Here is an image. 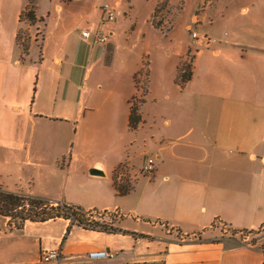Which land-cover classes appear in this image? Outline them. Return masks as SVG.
Instances as JSON below:
<instances>
[{
	"label": "crops",
	"instance_id": "0c3cea01",
	"mask_svg": "<svg viewBox=\"0 0 264 264\" xmlns=\"http://www.w3.org/2000/svg\"><path fill=\"white\" fill-rule=\"evenodd\" d=\"M30 4L0 0V189L123 217L119 232L106 233L62 218L18 228L0 216V264H41L54 249L60 264H264L263 249L218 233L219 223L264 226V0H202L194 19L211 39L204 45L177 38L176 22L166 34L155 29L150 2L146 21L170 52H157L146 34L140 51L118 46L114 22L104 26L109 63L99 72L87 68L88 53L73 38L100 26L98 6L38 0L31 24L21 20ZM22 29L30 34L26 51ZM189 46L192 78L181 86ZM144 60L142 122L131 130ZM97 78L109 87L93 95L86 85ZM149 159L155 171L141 176ZM121 167L135 179L125 196L114 182ZM102 251L114 256L86 258Z\"/></svg>",
	"mask_w": 264,
	"mask_h": 264
},
{
	"label": "rangeland",
	"instance_id": "374dc122",
	"mask_svg": "<svg viewBox=\"0 0 264 264\" xmlns=\"http://www.w3.org/2000/svg\"><path fill=\"white\" fill-rule=\"evenodd\" d=\"M38 0H30L29 9H32L35 3ZM63 2H72L74 0H62ZM84 2L90 4L91 6H98L101 8L105 4H113L116 5V2L119 3L117 6V16L116 19L108 24L116 23V27L114 28V32L116 36H118V46L124 47L126 49H132L135 51H140L144 45L140 43V38L142 35L146 34V42H149L154 49L166 55V53L170 52L168 48L170 47L169 41L160 34V32L154 30L151 26L148 25L146 19L149 14L148 12V3H153L155 6V11L151 16L150 22L155 29H159L162 33L166 34L169 30L172 29L174 23L176 22V30L177 32L176 37L180 39H188V42L192 39L191 38V31H197V27L195 25L196 19H194L199 6L202 3V0H84ZM182 9L184 11H182ZM83 21V20H82ZM83 23V22H82ZM106 24V25H108ZM39 30L41 31L38 36L43 33L44 24L43 20L39 23ZM189 25V28L186 29V26ZM76 27V24H73V28ZM106 27V26H105ZM104 27V33L108 36L109 33L107 32L106 28ZM72 28V29H73ZM86 29H94L90 28V26L86 27ZM75 30V29H74ZM83 31V30H82ZM79 31H74V46L75 45H83L85 51L88 53L87 59L84 60L85 65L87 68L95 67V71H101L100 69L107 63H109V59L107 56H102V45H96L93 49V45L89 43L88 40L83 39ZM163 34V35H164ZM29 32L27 29H22L19 32L18 40L23 46V51H26L27 46L29 45ZM81 36V39H79ZM111 37V36H110ZM99 48V50H98ZM93 49V50H92ZM167 49V50H166ZM24 54V53H23ZM194 54V49L189 46V50L187 51L185 57L181 62V67L184 65L191 66L192 58ZM108 55V53H107ZM124 52L122 53V56ZM24 57V55H23ZM152 58L148 60L151 62ZM153 60V59H152ZM116 62H121V55L118 52L116 56ZM160 62V60H159ZM144 69L142 70L140 77H137V88L142 94L140 93L137 100L135 101L136 104H139L140 98L143 96V93L146 89V76H147V61H143ZM100 79L97 78L95 81L88 82L86 86L89 87L90 93L93 95H100L104 92V90L108 89L109 84L105 83L100 85ZM102 86V87H101ZM176 96V95H175ZM178 97L172 98L176 100ZM153 101L148 103L149 111L154 109ZM141 176H146L145 174L141 173ZM115 177L119 185L123 186H132L135 183V179H133L130 175L128 170L125 167L119 168L116 172ZM113 220L112 227L115 228V224L119 219L115 217H111ZM110 218H107V221L111 223ZM18 224L17 221H15ZM110 228V227H108ZM116 229V228H115ZM218 233L220 235H224L229 237L233 240V238L237 239L238 242L248 245V246H255L259 249L264 250V229L259 231L256 235H234L230 228H227L225 225L219 223ZM193 239H197V236L192 237Z\"/></svg>",
	"mask_w": 264,
	"mask_h": 264
},
{
	"label": "trees",
	"instance_id": "16d2710c",
	"mask_svg": "<svg viewBox=\"0 0 264 264\" xmlns=\"http://www.w3.org/2000/svg\"><path fill=\"white\" fill-rule=\"evenodd\" d=\"M22 21H27L31 24L38 22L34 8L27 10L21 16ZM42 21V20H40ZM28 47V46H27ZM27 49V48H26ZM192 78V66H179L177 83L181 86L185 85ZM137 98H133L131 101V109L129 115V127L131 130H136L141 122L142 117L140 114V104H136ZM116 191L119 196L127 195L133 188L132 186L119 185L117 178L114 177ZM91 212H84L80 207L70 206L67 204H56L48 199L35 197L25 194L11 193L0 189V216L8 217L11 221H17V227L22 228L26 222L43 223L56 219L70 220L73 224H77L86 229L99 230L106 233H117L118 229L108 228L102 226L96 229L100 225L91 220L88 216ZM99 212V211H95ZM264 229V226L258 230H232L234 235H242L243 237L248 235H256L259 231Z\"/></svg>",
	"mask_w": 264,
	"mask_h": 264
},
{
	"label": "built area",
	"instance_id": "2783aa9c",
	"mask_svg": "<svg viewBox=\"0 0 264 264\" xmlns=\"http://www.w3.org/2000/svg\"><path fill=\"white\" fill-rule=\"evenodd\" d=\"M101 12V23L100 26L96 29H85L82 31V37L85 40H88L89 43L93 46L106 44L110 40V36L104 33V26L108 23L113 22L117 16V6L113 4H105L100 8ZM191 38L193 42L198 43L199 45L210 44L211 39L206 36H200L198 32L191 31ZM110 35V34H109ZM155 159H149L146 165L143 167L142 173L146 176H151L155 171ZM88 216H90L91 220L95 223H98L100 226L96 229H99L102 226L112 227L113 220L111 217H117L121 219L123 216L118 211H106V212H91ZM107 218H110L109 223ZM113 228V227H112ZM99 231V230H98ZM114 255L107 251L90 253L87 255V259L89 261L100 260V259H109ZM77 257H71L70 259L74 260ZM63 260L62 253L60 249L54 250H46L43 252L41 257V264H60Z\"/></svg>",
	"mask_w": 264,
	"mask_h": 264
},
{
	"label": "water",
	"instance_id": "95a60500",
	"mask_svg": "<svg viewBox=\"0 0 264 264\" xmlns=\"http://www.w3.org/2000/svg\"><path fill=\"white\" fill-rule=\"evenodd\" d=\"M91 174L96 176H102V173L99 171H92Z\"/></svg>",
	"mask_w": 264,
	"mask_h": 264
}]
</instances>
